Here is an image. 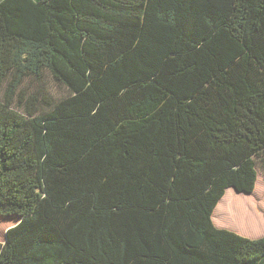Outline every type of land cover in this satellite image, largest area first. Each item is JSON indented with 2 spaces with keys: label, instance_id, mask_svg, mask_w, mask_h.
<instances>
[{
  "label": "trees",
  "instance_id": "16d2710c",
  "mask_svg": "<svg viewBox=\"0 0 264 264\" xmlns=\"http://www.w3.org/2000/svg\"><path fill=\"white\" fill-rule=\"evenodd\" d=\"M263 156L264 0H0V264H264Z\"/></svg>",
  "mask_w": 264,
  "mask_h": 264
},
{
  "label": "rangeland",
  "instance_id": "374dc122",
  "mask_svg": "<svg viewBox=\"0 0 264 264\" xmlns=\"http://www.w3.org/2000/svg\"><path fill=\"white\" fill-rule=\"evenodd\" d=\"M24 89L28 90L29 92L36 91L38 89H41L42 92L49 95L50 97L54 98L55 100H58L62 97H64L67 94V89L58 84L50 74H46L42 81L35 82L32 79H28L24 82L23 85ZM42 105V104H41ZM41 109H45V106L42 105ZM258 180L256 183L255 190L252 193H238L234 188H229L224 195V197L220 200L218 204V217L222 213V211L227 208L230 211L229 213L232 216H237L232 219H228V223L226 225H218L219 228H226L232 231H235L236 233L248 237L250 239H259L264 235V230L258 235V236H251L246 233H243L241 230L238 229V227H234L232 224L229 225V222L231 220H236L237 224L239 225L244 224L245 214L247 213V205H254V203L257 200H260L263 203L264 208V156L263 158L258 160ZM247 208V209H246ZM214 220V215H213ZM17 218H4L0 216V242H5V236L7 230L18 223ZM241 223V224H240ZM243 226V225H242Z\"/></svg>",
  "mask_w": 264,
  "mask_h": 264
},
{
  "label": "bare ground",
  "instance_id": "6f19581e",
  "mask_svg": "<svg viewBox=\"0 0 264 264\" xmlns=\"http://www.w3.org/2000/svg\"><path fill=\"white\" fill-rule=\"evenodd\" d=\"M247 213L245 214V221L244 224L239 225L237 224L236 220H231L229 222V225L232 224L234 227H238L239 230H241L243 233H246L251 236H258L263 230H264V208L263 203L260 200H257L254 205L248 204L246 206ZM227 208H225L220 216L218 217V223L222 225H226L228 222V219L235 218V216H232ZM227 222V223H226ZM241 224V223H240Z\"/></svg>",
  "mask_w": 264,
  "mask_h": 264
},
{
  "label": "crops",
  "instance_id": "0c3cea01",
  "mask_svg": "<svg viewBox=\"0 0 264 264\" xmlns=\"http://www.w3.org/2000/svg\"><path fill=\"white\" fill-rule=\"evenodd\" d=\"M214 223H215V225L218 227V225H220L219 223H218V205H217V207H216V209H215V211H214Z\"/></svg>",
  "mask_w": 264,
  "mask_h": 264
}]
</instances>
